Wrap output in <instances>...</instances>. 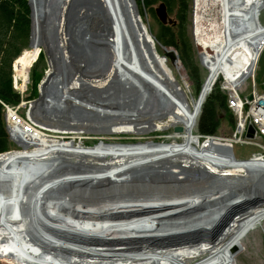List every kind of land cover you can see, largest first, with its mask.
Listing matches in <instances>:
<instances>
[{"label":"bare ground","instance_id":"1","mask_svg":"<svg viewBox=\"0 0 264 264\" xmlns=\"http://www.w3.org/2000/svg\"><path fill=\"white\" fill-rule=\"evenodd\" d=\"M28 1L36 4V30L31 32L30 49L12 63L22 89L29 66L41 51L39 44L60 52L62 60L71 63L72 52L67 48H71L76 31L89 35L91 44L102 50L108 62L104 68L89 72L88 80H83L84 73L76 72V80L66 85L64 96H58L65 108L42 114L37 119L41 126H31L40 137L30 135L28 126H19L21 131L11 126L18 143L30 153L20 154L15 149L0 154V262L237 264L242 238L264 218V151L260 150L259 157L238 160L231 155V145L222 144L218 138L204 137L209 138L207 146L201 145L194 125L218 75L227 76L231 92L232 80L243 78L244 86L250 80L264 50V28L255 21L264 0H239L238 9L227 6L223 20L218 17L217 25L211 28L206 20L197 18L196 32L206 50L208 74L192 103L170 79L166 57L152 52L147 42L150 35L135 7L130 16L123 1H117L125 27L123 32L115 11L121 36L132 35L134 51V44H142V49L137 48L141 53H130L129 58V51L123 47L125 37L120 40L119 54L127 62L119 64L120 74L112 56L111 19L101 0H54L53 12L44 8L47 0L42 4ZM110 1L114 6V0ZM218 1L207 2L217 8ZM204 6L205 1L196 0V13L203 14ZM246 19L256 31L243 27L249 22ZM223 27L228 39L215 40L217 35L209 38L212 30L217 34ZM47 30L51 33L46 34ZM241 32L244 39H236ZM173 65L181 67L177 57ZM79 68L84 71L85 65ZM119 74L138 80L147 91V107L128 106L140 91L125 78L121 82ZM146 76L164 84L175 101L158 93L167 99L161 106ZM93 90L105 91L106 97L91 95ZM72 92L78 96L66 97ZM21 102L22 98L18 104ZM38 102L45 104V99ZM51 102L47 100L53 105ZM72 103L79 105L76 111L67 110ZM156 121H165L170 127L155 130ZM19 123L26 125L27 120L21 117ZM241 125L245 132L251 126L256 133L255 125L247 120ZM174 126H181L182 134L170 136L169 128ZM237 131L244 133L241 126ZM85 136L91 139H82ZM125 142L136 146H109Z\"/></svg>","mask_w":264,"mask_h":264},{"label":"rangeland","instance_id":"2","mask_svg":"<svg viewBox=\"0 0 264 264\" xmlns=\"http://www.w3.org/2000/svg\"><path fill=\"white\" fill-rule=\"evenodd\" d=\"M39 1L41 4L43 3V0H37ZM118 0H114V6L112 5V2L110 0H105L102 1V5L108 10L109 12V17H110V21H111V30H112V37L111 39H113V47H111V49L113 48L114 54H112V56H114V60L113 62L117 64V68L121 74L120 71V67L119 64L120 63H127L124 62L121 59L120 56V40H124L123 37H125V42L123 41V47H125L124 49L127 50V53L129 51V58H130V53H134V52H139L141 53V51H138L137 48L140 46V48L142 49V44H134V49L135 51L132 49V35H130V38L124 33V36L122 37L120 34V28L118 26V22H117V18H116V14L115 11L120 19L119 13L120 10L117 7V2ZM123 1V4L125 5V9L128 10V14L131 16L134 12L132 10V7H135L137 9V12H139V16L141 21L144 23V25L146 26V29L148 30V33L150 35V37L147 38V42L149 43V45L151 46L152 52L159 56H165V52L164 51V46L160 45L156 40H154L155 36V30L157 28V24L156 22H154L153 19H151L150 17L147 16V12L149 8L143 9L141 6L139 8L138 4L136 3V0H133L134 4H132V2H130L129 0H121ZM205 1V6H204V10H206L203 14L199 15L196 13V0H191V5H190V13H189V34H190V38L192 41V44L194 46V50L196 53V58L198 59V67L199 70L201 72V74L203 75V81L205 79V77L208 74V69H207V65L204 62V55L206 53V50L202 47L201 43H202V39L200 36L197 35V26H196V20L198 17H200L203 20H206V22L208 24H210L211 27L216 26L217 23H215V21L217 20V18L219 17L220 20H223V17L221 16L222 13L224 14L225 8L227 6H233V8L238 9L240 8V1L239 0H219V6L217 8H211L208 5V0H203ZM29 8H30V35H29V43H28V48L30 49V38H31V32L36 30V26L35 24H33V20L35 18V10L36 8V4L33 1L32 4H29V1L27 0ZM233 2V3H232ZM81 3V2H80ZM35 4V5H34ZM43 4H45L44 8H49V10L51 12L54 11V5L56 4V1L54 0H47L45 1ZM119 5V4H118ZM218 5V4H217ZM49 6V7H48ZM120 6V5H119ZM156 5H152V8H154ZM116 8V10H115ZM215 9V10H214ZM66 10V9H65ZM213 10V11H212ZM74 11V10H73ZM174 14L171 13L169 16L171 18H173ZM139 16H135L136 18H139ZM131 19L133 20V17H131ZM175 19V18H173ZM248 19H246L247 21ZM249 21V20H248ZM258 25L260 24L261 26H263L262 28H264V8L260 9L258 15H257V20H255ZM120 23L122 25V30L123 32H125V27L123 22L120 19ZM225 25V24H224ZM233 25V23H232ZM231 24L228 23V26L233 27ZM243 27H246L248 29V32H253L256 31L255 30V26L253 25V27L250 25V21L247 22L246 26L244 25ZM251 27V28H250ZM213 29V28H212ZM213 32L209 33L208 36L209 38L212 37L213 35H217V38L215 40H221L224 38H229V35L227 33L226 28H222L220 30H218V33L216 34L215 29L212 30ZM224 32V34H223ZM46 34L51 33L50 30L45 31ZM247 33V32H245ZM248 34V33H247ZM220 36V38H219ZM139 39V37H138ZM236 39H244V37L242 36V32L239 33V35L237 36ZM245 39H248V36L245 37ZM91 40L92 38H89V35H86V33H84V31H76L75 34L72 37V42H71V48H67L68 50H70L72 52L71 54V63L64 61V59L62 60L60 52L58 51H49L44 44H39L38 48L40 50H42L44 52L45 55V71L43 72V75L39 81V84L37 85L38 91H37V96L34 99L29 98V94L30 93V89L28 86H30V80H29V71L30 68L32 66V64L29 66L28 69V77L26 80V84L24 89H22L21 86V81L20 79H18L14 73H13V88L20 94V97L22 98V102L21 104H17L16 106L12 107L14 110L17 111V114H19V116L25 118L27 120L26 125L23 123H18L13 125L9 119L8 116L6 117V104L1 103L3 106V112H4V122H5V128L6 131L8 133L9 136V140L12 141L15 144V147H11L9 151H13L15 152V149L18 150V152L21 154H29L30 150L28 149H24L22 148V146L18 143L17 138L12 134L11 129H13L14 127H16V130L21 131V128H19V126H28V129L30 130V135H32L33 133L36 134L37 137H40V134L37 133V131H34L33 129H31L32 127H35L34 129L40 127V123L37 120L38 118L41 117V115L45 114V113H49L50 110L54 109V108H65L64 106H62L61 101L59 100V95L61 94L62 96H64V93L66 91V85H70V83H72V81L76 80V77L78 76V74H76V72L80 73H84L85 76H83V80H88L89 78V72H92L93 70H99L104 68L106 62H108V60L106 58L103 59V55H102V50L99 48H96L94 45L91 44ZM140 43V42H139ZM210 43V42H209ZM120 47V48H119ZM140 48H138L140 50ZM170 50H173L172 48H168ZM25 50V49H24ZM23 50V51H24ZM60 50V49H57ZM22 51V53H23ZM142 52L144 53V50H142ZM21 53V54H22ZM176 53V52H175ZM209 54L210 53V49L208 51ZM20 54V55H21ZM226 54V53H225ZM156 55V56H157ZM177 55V54H176ZM223 54L220 56L222 58ZM128 58V59H129ZM127 59V60H128ZM178 59V57H177ZM167 60V69L171 72L172 75L170 76V79H174L179 85L178 88L183 90V92L186 95L187 101L190 103H192L193 99L195 98V94H194V89L192 87V85L190 84V80L188 79V76L183 68V66L181 65L179 59L178 62L180 64V68H176L173 63H171L170 61ZM222 60V59H221ZM148 61V60H147ZM103 64V65H102ZM13 65V64H12ZM85 65L84 71H80L79 67ZM100 66V67H99ZM12 72L13 71V66H12ZM50 73H53L51 76V80L50 82H47V79L50 75ZM76 74V76H75ZM83 74V75H84ZM119 74V76H120ZM148 77V76H146ZM124 78L127 82H129L130 84H133L134 86H136V88L140 91L139 96H137L136 98H134L132 101L129 102L128 106L130 108H143V107H147L148 104L146 106H144L145 103V96L147 95V91L144 90L143 87L140 86V84H138V80L136 78H133L132 76H126V75H121L120 76V81H124ZM149 78V77H148ZM151 81H149V85L151 88L154 89V92L157 93V101L158 103L162 106V105H166L167 99H165L166 97L164 96H160V94L158 93H164L165 95H167L168 99H172L175 101V98L172 96H170V94L168 93V91L165 89L164 84L162 85L161 83H157L155 82L153 79L149 78ZM250 80L248 81V85L247 88L249 89L250 85L251 88L256 87L257 91L264 92V50L261 52L253 73L250 75ZM80 81V80H79ZM82 81V80H81ZM202 81V83H203ZM227 76H225V74H220L216 77L215 79V84L216 83H220L222 89L225 91L226 95H228L231 91L229 90L231 88L227 86ZM250 84V85H249ZM247 89V90H248ZM115 92V91H114ZM91 95L96 96V97H106V93L105 91H90ZM199 94V93H198ZM197 94V95H198ZM29 96V97H28ZM78 95H76L75 93L70 94V96H66L71 98H74ZM45 99V104H41L38 102V99ZM47 100H52L51 103H53V105L47 104ZM76 101H80L81 105L85 104V101H82L81 98H76ZM35 104V105H33ZM125 106H127L126 104H124ZM34 106V107H33ZM11 109V106H8ZM16 108V109H15ZM67 110L70 111H76V108H79V105L72 103L71 106L67 105L66 106ZM233 110L228 111L225 114V117L227 116L228 119L231 118L230 123L233 125H227L225 123H223L221 125V130L218 129L216 135L209 137V138H218V141L222 142V144L224 145H231L230 147V151H231V155H233V157H235L238 160L241 161H247L250 160V158H255V157H259L261 156L260 154L261 151H264V138L260 137L259 134L257 133V135L260 137H255L256 133L254 134L253 138H246L245 136V131L244 128H242V130L244 131V133L242 134L241 132L238 133V127L240 126L238 124V119L236 114L235 117L233 115ZM230 118H229V117ZM199 117V114H198ZM198 117L196 119V123L194 125V129H197V121H198ZM224 117V113H222L221 118ZM155 123V127L154 129H162L165 127H170V124L163 121V122H154ZM251 124V123H248ZM14 126V127H11ZM234 126V128H233ZM11 127V128H10ZM45 127V126H44ZM180 128L181 126H174L170 129V136L173 135H180L182 134L183 130L181 127L180 131H174L172 129L174 128ZM174 131V132H173ZM29 132V131H28ZM26 134V133H24ZM28 134V133H27ZM166 136V134H163ZM198 135V134H197ZM168 136V135H167ZM199 136V135H198ZM115 137H126V136H115ZM201 140L200 144L201 145H205L207 146L206 141L209 138L204 139L201 138V136H199ZM238 138L236 140L237 143L233 142L234 138ZM82 139H85L87 141H89V139H91V136H85ZM204 139V140H202ZM98 140V139H97ZM78 142V141H77ZM144 142H147L144 141ZM88 145V148H93V147H89L88 142H86ZM101 141L98 140V144H100ZM78 144V143H77ZM119 144V143H117ZM117 144H111L109 146L113 147V146H126V147H131V146H136V143H128L125 142L121 145H117ZM19 145V147H18ZM142 145V144H140ZM254 145V146H253ZM93 146L96 147L95 144H93ZM88 148H81L82 150H91ZM9 166V163L6 164ZM5 165V166H6ZM24 165V164H23ZM28 170H32V168L28 167ZM16 238H19L16 235ZM23 242V241H22ZM241 245L243 247V250H241L239 252V255L236 256L235 258V262L237 264H264V218H262L259 222H257L255 225L252 226V228L250 229L249 232H247V234L242 238L241 240ZM22 247L24 246V242L23 245H21ZM228 251V250H227ZM234 252H237L236 250ZM0 264H3L0 262Z\"/></svg>","mask_w":264,"mask_h":264},{"label":"trees","instance_id":"3","mask_svg":"<svg viewBox=\"0 0 264 264\" xmlns=\"http://www.w3.org/2000/svg\"><path fill=\"white\" fill-rule=\"evenodd\" d=\"M158 2L165 3L168 15L174 14L173 23L162 25L158 22L152 9V5ZM136 3L139 8L140 6L143 9L149 8L147 16L157 24L154 40L164 48L170 47L176 51L197 96L203 75L198 67V59L188 29L191 0H136ZM29 35L30 8L27 0H0V154L15 147V144L9 140L5 128L1 103L14 107L21 100L20 94L13 88L12 63L24 49L28 48ZM44 71L45 55L41 50L29 71L30 86L28 87L31 93L29 98L34 99L37 96V85ZM227 105V95L220 83L214 84L202 104L197 121V131L201 137H212L216 135L218 129L221 130L223 123L229 125L231 118L225 117L230 111ZM222 113H224L223 118H221Z\"/></svg>","mask_w":264,"mask_h":264},{"label":"built area","instance_id":"4","mask_svg":"<svg viewBox=\"0 0 264 264\" xmlns=\"http://www.w3.org/2000/svg\"><path fill=\"white\" fill-rule=\"evenodd\" d=\"M242 79H236L234 82L232 80L233 91L227 95L228 107L236 114L238 124L241 126V131H243L241 121L245 119L248 123L254 124L256 134L258 133L260 137L264 138V125L262 123L264 120V93L257 92L254 87L251 88L250 84V88L248 89V82L246 86H244ZM241 87L244 89H241ZM247 94H251L252 96L250 101L245 99ZM7 116L13 125L20 122L21 116L17 114V111L12 107L10 109L6 105V117Z\"/></svg>","mask_w":264,"mask_h":264},{"label":"water","instance_id":"5","mask_svg":"<svg viewBox=\"0 0 264 264\" xmlns=\"http://www.w3.org/2000/svg\"><path fill=\"white\" fill-rule=\"evenodd\" d=\"M154 13L155 16L157 18V20L159 21L160 24L162 25H169L171 23H173V20L171 17H169L168 12H167V8L164 2H160L158 3L155 8H154ZM165 56L166 58L172 63L176 60V53L174 50H170V51H166L165 52ZM247 100L251 99V94L246 96ZM174 131H180V128H174ZM245 136L247 138L252 139L254 136V129L251 126L247 127V131L245 133Z\"/></svg>","mask_w":264,"mask_h":264}]
</instances>
